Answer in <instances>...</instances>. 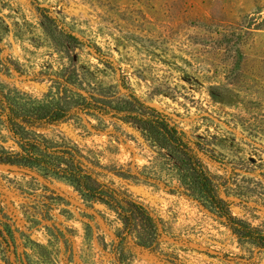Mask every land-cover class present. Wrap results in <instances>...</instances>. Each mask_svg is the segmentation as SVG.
Segmentation results:
<instances>
[{
	"label": "rangeland",
	"instance_id": "rangeland-1",
	"mask_svg": "<svg viewBox=\"0 0 264 264\" xmlns=\"http://www.w3.org/2000/svg\"><path fill=\"white\" fill-rule=\"evenodd\" d=\"M64 68L96 94L130 92L155 108L200 148L231 212L264 230V0H0L1 88L46 102ZM34 131L75 144L160 235L142 246L114 208L69 180L0 164V264H264L263 250L178 191L175 169L130 124L80 112ZM0 148L17 149L1 119Z\"/></svg>",
	"mask_w": 264,
	"mask_h": 264
},
{
	"label": "trees",
	"instance_id": "trees-1",
	"mask_svg": "<svg viewBox=\"0 0 264 264\" xmlns=\"http://www.w3.org/2000/svg\"><path fill=\"white\" fill-rule=\"evenodd\" d=\"M41 21L50 30L57 29L49 15H41ZM67 37L76 41L70 34ZM54 76L55 91L46 102L37 104L22 102L0 86V119L17 148L15 151L0 148V164L37 167L69 180L86 199L100 200L114 208L126 231L135 233L138 244L153 247L160 235L159 224L142 204L124 190L99 182L84 164L83 155L75 144L69 141L57 144L34 131L39 126L62 121L80 112L88 115L110 114L135 127L159 148L179 177V192L194 197L238 239L264 251V230L231 212L230 201L220 195L218 184L205 170L198 155L200 148L190 145L161 113L130 92L124 94L118 91L117 95L107 96L83 88L74 69L64 68ZM123 239L124 236H120L116 246Z\"/></svg>",
	"mask_w": 264,
	"mask_h": 264
}]
</instances>
